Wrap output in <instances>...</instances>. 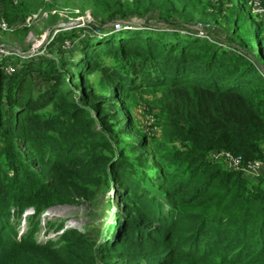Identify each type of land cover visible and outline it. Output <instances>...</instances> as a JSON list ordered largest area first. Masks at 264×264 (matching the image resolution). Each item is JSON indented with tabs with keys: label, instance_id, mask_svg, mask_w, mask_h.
Returning a JSON list of instances; mask_svg holds the SVG:
<instances>
[{
	"label": "trees",
	"instance_id": "1",
	"mask_svg": "<svg viewBox=\"0 0 264 264\" xmlns=\"http://www.w3.org/2000/svg\"><path fill=\"white\" fill-rule=\"evenodd\" d=\"M58 6L91 20L59 26ZM38 11L59 30L49 54L17 56L11 74L0 62V264H264V173L208 158L264 159V25L249 0H0L22 36ZM219 23L227 38L207 37ZM142 93L157 136L133 116ZM109 190L100 229L47 221L61 232L36 239L46 209Z\"/></svg>",
	"mask_w": 264,
	"mask_h": 264
},
{
	"label": "rangeland",
	"instance_id": "2",
	"mask_svg": "<svg viewBox=\"0 0 264 264\" xmlns=\"http://www.w3.org/2000/svg\"><path fill=\"white\" fill-rule=\"evenodd\" d=\"M63 1V0H59ZM249 3L251 5V1L249 0ZM252 6V5H251ZM61 8H58L56 11H64L63 16H61L63 19H60L59 25L62 27H69V23L71 22H77L79 18H73L70 14V9L64 7V6H58ZM75 10V9H73ZM56 13V12H55ZM252 18L257 19L264 25V16L255 13L254 11L251 13ZM156 17L153 15H149L147 17L134 19V21L139 25H155ZM46 18H43L41 16H37L35 19L26 22V23H20L17 26H26L28 28V32L25 36H22V34L19 32L18 34L12 33V31L15 29V27H12L10 30L6 32H0V41L2 43L13 45L18 48H20L21 51L29 52L31 54L32 47L35 49L38 48L37 54H49L47 52L48 50L45 48V43L48 41V39L53 37V34L58 33V28H56V25L53 27H47V24L45 23ZM85 23V22H84ZM83 22H81L79 25H83ZM78 26V25H77ZM54 29L51 31V29ZM207 37L215 38V39H222L225 40L227 38V31L226 28L223 26V24L219 23L216 26L207 29ZM37 43V44H36ZM35 44V45H34ZM65 47H68L69 41L65 42ZM132 113L135 117L138 125L143 129L145 133H148V135H158L160 131V126L158 124V110L155 107V101L153 94L149 93H142L141 95L137 96L136 102L132 104ZM220 150H214L210 151L208 154V158L212 162H216L220 164L222 167L228 168L226 163L223 162V160L215 159L214 153L218 152ZM264 160V159H262ZM243 174V173H242ZM246 177L250 178V180L253 182L258 177L262 176L263 173L252 176L248 174H243ZM113 190L106 191L105 193L100 192L98 193L97 197L93 201H82L78 204H61V205H55L51 206L41 215L40 222H39V230L36 233V239L40 242H44L48 238H54L57 234H59L61 231H54L53 228H49L46 225L47 221H56L57 223L63 221L65 226L64 227H71L76 228L80 231H88L93 229H100L102 225L107 222L110 214V208L107 207V200L110 197L112 199V208L111 210L114 212L116 210V207L118 206V199H116L115 194L113 196ZM33 213L32 209H29L25 215ZM27 227V223L22 220L19 225V231L25 230Z\"/></svg>",
	"mask_w": 264,
	"mask_h": 264
},
{
	"label": "built area",
	"instance_id": "3",
	"mask_svg": "<svg viewBox=\"0 0 264 264\" xmlns=\"http://www.w3.org/2000/svg\"><path fill=\"white\" fill-rule=\"evenodd\" d=\"M251 1V7L252 10L260 15L264 16V0H250ZM57 12L59 15L64 14V11H56V10H51L49 13L54 14ZM37 16H41L43 18H46L48 16L47 11H38L37 13H34L32 16L26 19V22H29L33 19H35ZM63 16V15H62ZM81 19L77 22H71L69 25H79L81 22H89L91 20V16L89 12H85V15H82ZM80 16H77L76 18H79ZM60 26V25H59ZM199 26V25H197ZM11 28L8 26L7 22L4 21L3 18H0V30L1 31H8ZM196 30L200 32V34L203 33L201 27L195 28ZM37 44V43H36ZM35 45V44H34ZM40 45H38L39 48ZM38 48L35 49L32 47L31 53H38ZM29 52L21 51L20 48L13 46V45H8L5 43L0 42V62H4V59L9 58L10 60H7L3 66V70L7 74H11L12 72L15 71V66L12 61L17 56H32L34 54L29 55ZM214 158L215 159H220L223 160V162L226 163L228 169H231L233 171L241 172L243 174H248L252 176H257L261 173H264V160L262 159H250V160H245L242 155L237 154L231 150H226V149H221L220 151L214 153Z\"/></svg>",
	"mask_w": 264,
	"mask_h": 264
}]
</instances>
